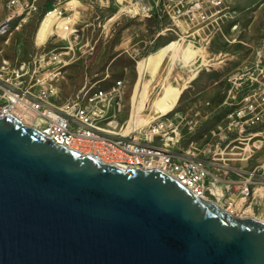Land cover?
Here are the masks:
<instances>
[{
	"label": "water",
	"instance_id": "95a60500",
	"mask_svg": "<svg viewBox=\"0 0 264 264\" xmlns=\"http://www.w3.org/2000/svg\"><path fill=\"white\" fill-rule=\"evenodd\" d=\"M0 264H264V220L0 114Z\"/></svg>",
	"mask_w": 264,
	"mask_h": 264
},
{
	"label": "rangeland",
	"instance_id": "374dc122",
	"mask_svg": "<svg viewBox=\"0 0 264 264\" xmlns=\"http://www.w3.org/2000/svg\"><path fill=\"white\" fill-rule=\"evenodd\" d=\"M67 1L69 0H37L36 8L31 11L23 9L21 14L13 17L16 23L23 19L27 22L21 28L11 26L5 32L9 34L14 28L5 47L6 55L11 61L28 58L38 49L39 51L56 47L54 51L68 49L66 44L69 42L67 43L64 38L68 33L61 31L64 19H59L56 10L46 13L53 5L64 4ZM72 1L77 3L79 0ZM82 1L86 9L81 11L90 15L86 21L89 24L85 25L84 31L100 37L91 52L87 51L70 64L62 81L64 94L74 93L84 82L91 84L89 86L107 88L118 79H122V99L118 100V103L114 102L110 109L109 120L116 125L113 129L138 133L141 127L145 126L143 128L145 130L160 119L166 118L180 124L181 138L175 147L186 149L191 141L195 140L194 145L201 151L199 153L201 156L218 162L212 167L222 177L221 181H217L219 193L215 201L225 207V198L230 191L227 190L224 179L236 180L238 187L239 178V174L232 170L228 171L227 168L235 166L250 169L263 162L264 141H261L263 136H256L251 141L245 140L249 143H242L238 139L229 141L237 132L229 133L225 140L218 134H212L210 137L206 134L209 133L211 126L220 124L226 113L235 107L231 104L217 105L225 96L228 82H231L230 87L233 85V80L228 77L240 70L238 68H242V71H251L258 64L264 66V0H226L227 7L211 15L208 19L211 21L209 26L202 27L200 24L190 30H168L160 42L149 43L141 57L136 59L125 52L113 63L111 60L116 54L114 50L116 39L128 25H141L144 21L140 16L119 12L113 1L109 7L95 4L97 6L92 13H89V4L92 0ZM3 2L0 0V20L4 16ZM69 2L68 6H75V3ZM79 14L78 8H75L74 15ZM111 17L113 21H110ZM164 19L166 24L172 21L167 13ZM150 23L151 25L155 23L154 18ZM180 25L186 27L185 23L181 22ZM149 28L148 35H152L158 27ZM53 29L58 33L51 34L46 40ZM34 39L38 43L45 40L46 42L37 46L33 44ZM2 41L0 40V45ZM171 41L174 42L170 43ZM73 43L76 55L89 48V46L78 48L81 42ZM168 43H170L168 48L163 50ZM159 50L162 51L151 56ZM71 52L65 51L63 55L70 58L73 50ZM262 81L264 82V76ZM246 83L247 85L243 84L241 88V94L248 93L256 84L258 86V83ZM28 118L27 116L24 119L27 123ZM191 124H195L194 128H191ZM257 128H261L264 134V125L252 129ZM142 137L143 141L163 143V138L159 134ZM218 146L227 148L221 149L217 148ZM234 196L239 201L240 196L237 194ZM251 200V198L247 200L240 213L247 208L246 213L242 215H253L264 220V198H254L252 205L249 206Z\"/></svg>",
	"mask_w": 264,
	"mask_h": 264
},
{
	"label": "built area",
	"instance_id": "2783aa9c",
	"mask_svg": "<svg viewBox=\"0 0 264 264\" xmlns=\"http://www.w3.org/2000/svg\"><path fill=\"white\" fill-rule=\"evenodd\" d=\"M37 0H9L8 6L13 11L0 23V35L11 27V20L23 9L37 7ZM118 11L131 16L151 17L157 11L167 13L171 17L169 28H176L180 19L187 17L191 25H198L227 7L226 0H114ZM19 6V10H14ZM56 10L59 19H64L61 31L75 33L72 27L73 16L66 8L55 6L46 11ZM45 13V14H46ZM58 24H56L57 26ZM8 71L2 76L3 71ZM25 64L12 69L7 62L0 66V114L8 111L20 116L23 120L28 116L29 124L42 130L46 135L54 138L56 143L76 148L82 153H93L97 157L114 162L122 166L139 165L145 168L156 167L162 169L204 198L218 199V184L222 177L214 170V159L201 156L191 148L177 149L175 146L181 138L179 124L172 119H160L155 124L143 130L116 131L112 124L110 109L122 94V79H118L110 87H84L74 96L65 99L60 105H54L50 98L59 92L54 82L56 72L49 71L25 83ZM264 66L254 67L251 71L239 70L233 73V85L229 89L230 104L235 105L226 113L227 122L224 132L218 135L222 139L229 137V133L237 135L229 141L240 140L242 143L256 136H263L261 128L264 125ZM246 77L253 86L246 94H241V81ZM159 134L163 138L162 144L143 141L142 135ZM255 143V141H254ZM218 146L217 148H219ZM226 149L225 147H220ZM211 150V148H210ZM215 151L216 148L214 149ZM228 171L239 174L238 187L236 180L224 179L227 190L225 198L226 208L235 214L246 213L243 206L248 199L264 198V161L253 168L229 166ZM239 195L237 201L234 195ZM224 206V205H223Z\"/></svg>",
	"mask_w": 264,
	"mask_h": 264
},
{
	"label": "crops",
	"instance_id": "0c3cea01",
	"mask_svg": "<svg viewBox=\"0 0 264 264\" xmlns=\"http://www.w3.org/2000/svg\"><path fill=\"white\" fill-rule=\"evenodd\" d=\"M3 7H4V16L1 18L0 23L13 11L12 7L8 6V1L9 0H3ZM70 1V0H69ZM67 1L64 4H55L53 5V7L55 6H59L61 8H66V11L71 13L72 16L74 17L73 23H72V27L77 28L75 33H71L70 35H64V38L67 40V43L69 42V44H66L67 46V50H62V51H54L56 48H52L49 49L47 51H39L35 50L34 53H31V55L28 58H21V59H17L15 61H11L8 56L6 55V43L11 39V34L14 30V28L12 30H10V33L7 34H1L0 35V40L2 41V45H0V66L4 63L7 62L8 68L12 69L14 67H19L22 64H25V74L23 76L25 83H29L33 80L34 76H40L43 74L48 73L49 71H54V73L56 72V76L54 77V82L57 84L59 92L55 95H52V97L50 98L51 102L56 105V106H60L65 99L74 96L77 92H79L80 90H82L84 87H88L91 84H88L87 82H84L80 85V87L74 92V93H70L68 95L64 94V85L62 83L63 78L65 77V73L68 71V68L70 67V64L78 58H81L87 51H92V49L95 48L97 41L99 40L100 36H96L93 33H89L84 31V27L85 25H88L89 23H87L86 21L89 19L88 14H83V11H81V9H84V3L82 0H79L77 3H75L74 1ZM111 1L114 2V0H95V1H91V3L89 4L90 7V12L92 13L94 11L95 6H104V7H109ZM68 2L71 3H75V6L73 7L68 6ZM94 3V4H93ZM115 3V2H114ZM97 4V5H95ZM52 8V7H51ZM75 8H78V11L80 12V14L78 16L74 15L75 14ZM50 9V8H49ZM88 9V11H89ZM15 11L19 10V6H15ZM31 11V10H30ZM54 11V10H52ZM76 16V17H75ZM165 17V13H161V11H157L155 12V14L151 17H144V16H140V19H142L144 22H142L141 25H137V24H130L128 25L125 30L119 35V37L116 39V42L114 44V50L116 51L115 56H113L111 62L113 63L118 57L122 56L125 52L127 54H129L130 56H132L133 58L136 57H141L143 55V50L146 48V46L150 43H157L160 42L163 35L167 34L168 30H175L177 31L178 29L180 31H184V30H190L193 27H198V25H191L187 22V17H183L180 20V23H185L186 27L183 28L180 24L178 27L176 28H169L168 24H166L164 21L166 19H164ZM167 17V16H166ZM113 17L110 18V21L114 20L112 19ZM152 18H154L155 23H153V25H151L150 20L152 21ZM25 19H23V21H20L18 23H16L15 19L11 20V26L15 27V28H21V26H23L24 24H26L27 21H24ZM25 22V23H24ZM86 22V23H85ZM209 22L211 21H207V22H203L202 27L203 26H209ZM168 23V22H167ZM166 24V25H165ZM105 25V23L103 24ZM56 26V24H55ZM149 27H153V28H157L156 32H154L152 35H148V33L150 32V28ZM58 33L57 30H52V32L48 35V37L46 38V40L51 36V34H55ZM37 34V32H36ZM43 41L41 43H38L37 41H33L34 45L40 46L41 44H43ZM76 42L77 44L79 42H81V45L78 46H89V48H85L82 50L81 53H78L76 55V49L74 48V43ZM174 41H171L170 43H172ZM168 43L163 50H165L166 48H168L169 44ZM76 44V45H77ZM60 47V46H58ZM73 50V55L70 58H66L63 53L65 51H69L70 53H72L71 51ZM162 50H159L155 53H153L151 56L156 55L158 52H161ZM20 56V55H18ZM137 59V58H136ZM128 67L126 66V69ZM240 70H242V68H238ZM9 70L7 71H3L2 72V76H5V74L8 73ZM239 71V70H238ZM230 77H232L231 75L228 77L230 79ZM232 80V78H231ZM246 82H251L249 79H247L246 77H244L241 81V87H243L245 85H247ZM230 85L231 82H228V86L225 89V96L224 98L221 100V102L217 105H224V104H230L231 100L229 97V89H230ZM184 88V87H183ZM135 89V88H134ZM228 89V90H227ZM133 95V94H132ZM122 99V94L121 96H119L117 98V100L121 101ZM119 101V102H120ZM208 102H211L208 100ZM215 108V107H213ZM199 113V111H198ZM197 113V114H198ZM208 115H206L207 117ZM203 117V115H202ZM201 117V118H202ZM173 118V117H172ZM198 120V119H197ZM196 120V121H197ZM227 122V118L225 116V118L222 120V122L216 126H211L210 131L208 134L209 137L219 133L224 132V128H225V124ZM195 124H191V128H194ZM180 127V124H179ZM180 132L182 133V129L180 128ZM195 140H192L190 143V146L188 148H191L193 151L197 152L198 154L201 151H198V147L196 149V145H194Z\"/></svg>",
	"mask_w": 264,
	"mask_h": 264
},
{
	"label": "bare ground",
	"instance_id": "6f19581e",
	"mask_svg": "<svg viewBox=\"0 0 264 264\" xmlns=\"http://www.w3.org/2000/svg\"><path fill=\"white\" fill-rule=\"evenodd\" d=\"M20 117V116H19ZM21 118V117H20ZM22 119V118H21ZM23 120V119H22ZM24 121V120H23ZM24 123H26V124H29V123H27L26 121H24ZM30 125V124H29ZM106 161V160H105ZM229 210V209H228Z\"/></svg>",
	"mask_w": 264,
	"mask_h": 264
}]
</instances>
